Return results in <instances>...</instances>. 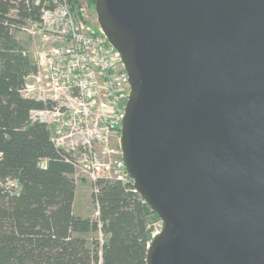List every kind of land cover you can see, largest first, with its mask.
I'll list each match as a JSON object with an SVG mask.
<instances>
[{
    "label": "water",
    "instance_id": "1",
    "mask_svg": "<svg viewBox=\"0 0 264 264\" xmlns=\"http://www.w3.org/2000/svg\"><path fill=\"white\" fill-rule=\"evenodd\" d=\"M131 93L120 148L163 222L147 264H264V0H95Z\"/></svg>",
    "mask_w": 264,
    "mask_h": 264
},
{
    "label": "trees",
    "instance_id": "2",
    "mask_svg": "<svg viewBox=\"0 0 264 264\" xmlns=\"http://www.w3.org/2000/svg\"><path fill=\"white\" fill-rule=\"evenodd\" d=\"M55 1L0 0V264H147L158 215L128 186L100 180L97 218L77 216L74 167L32 120L45 105L23 94L38 68L16 33ZM67 2L91 24L83 10L95 0Z\"/></svg>",
    "mask_w": 264,
    "mask_h": 264
},
{
    "label": "built area",
    "instance_id": "3",
    "mask_svg": "<svg viewBox=\"0 0 264 264\" xmlns=\"http://www.w3.org/2000/svg\"><path fill=\"white\" fill-rule=\"evenodd\" d=\"M21 31L42 39L32 57L38 71L23 90L45 105L31 113L32 120L47 126L53 145L73 165L77 185L89 181L96 206L100 180L135 192L120 148L131 93L120 53L100 28L90 29L81 21L67 0L45 7L41 21ZM162 229L163 222L153 238Z\"/></svg>",
    "mask_w": 264,
    "mask_h": 264
},
{
    "label": "rangeland",
    "instance_id": "4",
    "mask_svg": "<svg viewBox=\"0 0 264 264\" xmlns=\"http://www.w3.org/2000/svg\"><path fill=\"white\" fill-rule=\"evenodd\" d=\"M84 13L87 19H89V22L91 24H86L89 26L90 29L96 30V26H91L92 24H98L97 22V16L95 13V6L91 8L89 11L87 8V4L84 5ZM99 27V25H98ZM16 38L19 41V43L25 48L26 52L33 57V54L36 50L40 49L42 47V39L40 36H37L36 38H33L28 32H17ZM34 61V59H33ZM46 165V162H42V166L44 167ZM75 214L77 216H84V218H92L95 219L98 216L97 212V206L95 204V198L92 193L91 184L87 180H83L82 182H79L77 185V194L75 199ZM161 224L162 221L156 220L153 223L155 233L159 232L161 230Z\"/></svg>",
    "mask_w": 264,
    "mask_h": 264
},
{
    "label": "crops",
    "instance_id": "5",
    "mask_svg": "<svg viewBox=\"0 0 264 264\" xmlns=\"http://www.w3.org/2000/svg\"><path fill=\"white\" fill-rule=\"evenodd\" d=\"M76 201V200H75ZM75 207H76V204L74 203V213H75ZM81 217H84V216H81Z\"/></svg>",
    "mask_w": 264,
    "mask_h": 264
}]
</instances>
